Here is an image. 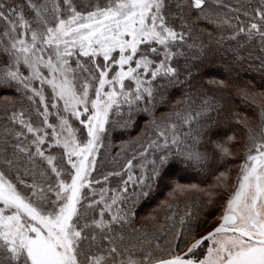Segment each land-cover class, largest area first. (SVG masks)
I'll return each mask as SVG.
<instances>
[{"label":"snow or ice","instance_id":"6c2138e0","mask_svg":"<svg viewBox=\"0 0 264 264\" xmlns=\"http://www.w3.org/2000/svg\"><path fill=\"white\" fill-rule=\"evenodd\" d=\"M0 264H264V0H0Z\"/></svg>","mask_w":264,"mask_h":264},{"label":"trees","instance_id":"16d2710c","mask_svg":"<svg viewBox=\"0 0 264 264\" xmlns=\"http://www.w3.org/2000/svg\"><path fill=\"white\" fill-rule=\"evenodd\" d=\"M213 63L210 65V68L215 71L220 73V75L217 76V78H223L226 77L228 75V73L224 70V61L227 59L226 56H222L220 53H217L213 58ZM255 75L254 72H252L251 70H249L247 72V74H245L244 72L240 73V79L242 81H247V80H251L253 78V76ZM205 79H208V77H205ZM258 79V77H257ZM177 96H179V93L176 94ZM229 103L231 105L235 106L236 110H240L241 108L245 107L242 103L241 100L238 96H234L233 98H231L229 100ZM146 123V120H141L140 124L141 127H143V125ZM223 127H227V125H224ZM132 134L135 135V130H131ZM124 139H127L128 137H123ZM116 144L120 143V140H116L115 141ZM180 167L182 166H178L177 168H175L173 171L175 173V178H179L180 176H184L186 177L185 180H182L181 182L183 183H187V182H197L195 179H193V177L196 175V172L194 169H189L188 171L184 172L180 170ZM234 178V176H233ZM161 199H163V195L160 197ZM155 206V202H152L151 204H146L144 206V208L142 209V215L146 214L148 211H150V209L152 207Z\"/></svg>","mask_w":264,"mask_h":264}]
</instances>
